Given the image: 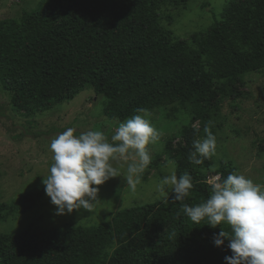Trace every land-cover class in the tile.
<instances>
[{
	"label": "trees",
	"instance_id": "trees-1",
	"mask_svg": "<svg viewBox=\"0 0 264 264\" xmlns=\"http://www.w3.org/2000/svg\"><path fill=\"white\" fill-rule=\"evenodd\" d=\"M166 1L184 0H68L0 21V80L14 108L50 109L91 86L108 100L106 116L120 121L175 102L197 109L216 81L264 66V0L233 1L190 48L160 26ZM193 150L171 156L178 176L191 174L190 206L209 198L205 170L213 165L190 163ZM233 172L223 163L219 174ZM171 197L124 209L112 223L2 234L0 264H227L228 241L217 247L213 237L231 227L196 224ZM16 202L0 204V219Z\"/></svg>",
	"mask_w": 264,
	"mask_h": 264
},
{
	"label": "rangeland",
	"instance_id": "rangeland-1",
	"mask_svg": "<svg viewBox=\"0 0 264 264\" xmlns=\"http://www.w3.org/2000/svg\"><path fill=\"white\" fill-rule=\"evenodd\" d=\"M67 1L0 0V21L21 19L25 11ZM233 1L184 0L179 5L166 1L158 10L159 23L173 44L187 43L190 48L196 36L207 33L222 19ZM107 103L103 95H97L93 87L87 86L75 98L58 101L50 109H15L12 94L0 80V204L12 205L19 200L14 205L15 211L6 212L0 219V235L112 223L124 209L169 199L172 193H161L158 184L173 168L176 170L171 156L179 147L193 150V140L206 135L205 126L217 138V153L211 157L213 165L205 170L208 183L219 174L224 163L254 182L264 184L263 66L258 71L216 81L212 93L197 109L175 102L148 110V118L160 138L148 145L151 163L142 173L136 190H131L123 177L111 178L98 186L99 201L91 212L80 209L55 215V206L42 183L54 163L50 142L69 127L76 129V135L100 130L110 140L123 121L106 116ZM115 166L123 174L127 162ZM30 194H34L33 199ZM111 253L112 250L107 252L108 258ZM108 264L120 263L109 259Z\"/></svg>",
	"mask_w": 264,
	"mask_h": 264
},
{
	"label": "clouds",
	"instance_id": "clouds-1",
	"mask_svg": "<svg viewBox=\"0 0 264 264\" xmlns=\"http://www.w3.org/2000/svg\"><path fill=\"white\" fill-rule=\"evenodd\" d=\"M119 123L109 138L100 130H88L76 135L69 127L50 142L54 163L49 174L43 176L44 191L55 206V215L71 214L80 209L92 211L99 201L100 188L106 181L123 177L135 191L141 175L151 163L148 145L155 144L159 131L148 118L145 108ZM203 138L193 140V151L188 160L202 164L217 153V138L205 126ZM127 162L122 174L115 166ZM191 174L179 177L173 168L159 184L161 193H172L173 202H181L183 213L196 224L207 219V225L216 228L224 223L231 234L222 227L213 237L217 247L228 241L232 255L225 257L227 264H264V184L256 183L242 172L230 173L226 178L217 174L210 181L209 198L198 205L183 203L193 188Z\"/></svg>",
	"mask_w": 264,
	"mask_h": 264
}]
</instances>
